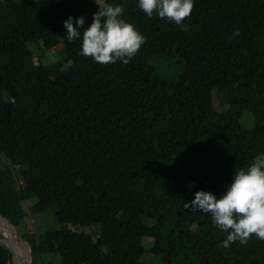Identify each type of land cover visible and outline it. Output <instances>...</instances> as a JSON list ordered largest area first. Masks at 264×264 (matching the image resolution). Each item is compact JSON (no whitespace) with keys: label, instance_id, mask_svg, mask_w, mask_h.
Returning a JSON list of instances; mask_svg holds the SVG:
<instances>
[{"label":"trees","instance_id":"1","mask_svg":"<svg viewBox=\"0 0 264 264\" xmlns=\"http://www.w3.org/2000/svg\"><path fill=\"white\" fill-rule=\"evenodd\" d=\"M107 5L146 37L127 64L66 38L69 17L83 35ZM30 42L60 56L35 61ZM262 153L264 0H194L182 25L138 0H0V214L19 229L27 202L47 213L21 234L33 264H147L144 237L159 264H264V240L225 248L211 214L185 208Z\"/></svg>","mask_w":264,"mask_h":264},{"label":"clouds","instance_id":"2","mask_svg":"<svg viewBox=\"0 0 264 264\" xmlns=\"http://www.w3.org/2000/svg\"><path fill=\"white\" fill-rule=\"evenodd\" d=\"M138 7L149 18L156 13L161 19L182 25L194 10V0H138ZM124 11L123 5L99 8L83 35L80 29L84 28V17H69L64 22L66 38L69 42L82 38L80 54L100 64H127L146 37L121 18ZM183 30L187 31L188 26L183 25ZM185 208L211 214L214 225L227 234L225 248L236 241L246 245L253 235L264 240V153L257 155L250 165L235 170L233 182L221 198L199 191L191 203H185Z\"/></svg>","mask_w":264,"mask_h":264},{"label":"rangeland","instance_id":"3","mask_svg":"<svg viewBox=\"0 0 264 264\" xmlns=\"http://www.w3.org/2000/svg\"><path fill=\"white\" fill-rule=\"evenodd\" d=\"M43 1H47V0H43ZM28 47L34 52V60L35 61L37 58H41L43 63H51V62L55 61L60 56V54L58 53V51L60 52V46L55 47L51 51H45V50L41 49L42 44L30 42L28 44ZM214 106L216 107V97L214 98ZM247 116L250 117V119H251L250 122H249V118ZM246 120L248 122H246ZM240 123H241V126L245 129L251 128L253 125L251 115L248 112H244L240 118ZM6 163H7V161L4 158H0V166L1 167L5 166ZM34 201L35 200H31V201L26 203L27 209H28L27 215L24 218V221H23L22 225L19 227V229L16 228L17 234H18L19 239H20V250H21L22 254L28 258L30 257V251H29L27 244L21 239V234L25 231H28V230L40 231L43 226L51 225V222L48 218L44 219V214H47V213H44V212H42V213H29V206H31V204ZM54 222H55V219H54ZM9 228L14 235L13 229L10 226H9ZM152 243H153L152 238H149V237L142 238V246L145 249V252L143 253V255L141 257V260L147 264H159L158 258L155 257L154 255L148 253V249L150 248ZM58 261H59V258H58V256H56L54 261L52 262V264H58ZM40 264H46V263L40 262Z\"/></svg>","mask_w":264,"mask_h":264},{"label":"water","instance_id":"4","mask_svg":"<svg viewBox=\"0 0 264 264\" xmlns=\"http://www.w3.org/2000/svg\"><path fill=\"white\" fill-rule=\"evenodd\" d=\"M0 218L7 222V224L13 229L14 232V238L15 236L19 238L17 231H16V227L4 216H2L0 214ZM11 231L2 228V226H0V245L4 246L6 249L9 250L10 254H11V264H33L31 257H26L24 255H22L19 250H18V246H16V239H12L11 236Z\"/></svg>","mask_w":264,"mask_h":264},{"label":"bare ground","instance_id":"5","mask_svg":"<svg viewBox=\"0 0 264 264\" xmlns=\"http://www.w3.org/2000/svg\"><path fill=\"white\" fill-rule=\"evenodd\" d=\"M0 226H2V228H5V229L11 231L10 228H9V225L7 224V222L3 221L1 218H0ZM11 233H12V232H11ZM11 236H12V239H14V240L16 239V240H15V241H16V246H18V250H19V252L22 254V252H21V250H20V239H19L18 237H16V236H15V238H14L13 233L11 234ZM22 255H23V254H22Z\"/></svg>","mask_w":264,"mask_h":264}]
</instances>
